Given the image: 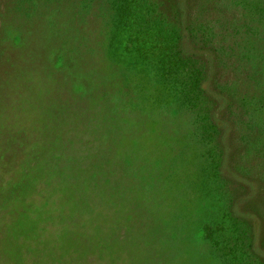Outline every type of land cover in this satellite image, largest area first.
<instances>
[{
  "label": "rangeland",
  "instance_id": "obj_1",
  "mask_svg": "<svg viewBox=\"0 0 264 264\" xmlns=\"http://www.w3.org/2000/svg\"><path fill=\"white\" fill-rule=\"evenodd\" d=\"M0 209V264H264V0H0Z\"/></svg>",
  "mask_w": 264,
  "mask_h": 264
},
{
  "label": "trees",
  "instance_id": "obj_2",
  "mask_svg": "<svg viewBox=\"0 0 264 264\" xmlns=\"http://www.w3.org/2000/svg\"><path fill=\"white\" fill-rule=\"evenodd\" d=\"M126 8H127V6H126ZM126 8H125V6H122V9H124V10H122V9H118L119 10V12H120V14H125L126 12H127V10H128V8H127V10H126ZM60 70H61V68H60ZM76 91H77V93H78V95L80 96V94H81V92H80V90L78 89V88H76ZM85 93V92H84ZM26 172V171H25ZM89 173V170L88 169H86V168H84L83 170H81V172H80V176H79V183H78V185L79 186H81V188H84L85 186H86V182H85V180L87 179L86 178V176H87V174ZM77 190H80L78 187H77ZM85 197H84V195H81V196H78L77 198H76V200H75V202L76 203H78L79 205H78V207L79 206H82L83 204H84V202H85ZM92 200V202H94V203H97V201H95L94 200V198H92L91 199ZM6 201V200H5ZM2 210L3 209H0V213L2 212ZM94 223V222H93ZM111 223V222H110ZM124 239V237L122 238V239H120V240H123ZM125 240V239H124Z\"/></svg>",
  "mask_w": 264,
  "mask_h": 264
}]
</instances>
